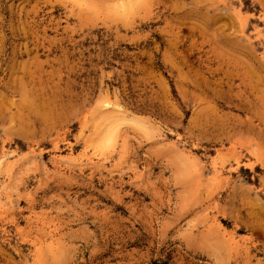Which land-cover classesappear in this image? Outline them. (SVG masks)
I'll use <instances>...</instances> for the list:
<instances>
[{
    "label": "rangeland",
    "instance_id": "rangeland-1",
    "mask_svg": "<svg viewBox=\"0 0 264 264\" xmlns=\"http://www.w3.org/2000/svg\"><path fill=\"white\" fill-rule=\"evenodd\" d=\"M260 13L0 0V264H264V173L225 163L264 153Z\"/></svg>",
    "mask_w": 264,
    "mask_h": 264
},
{
    "label": "bare ground",
    "instance_id": "bare-ground-1",
    "mask_svg": "<svg viewBox=\"0 0 264 264\" xmlns=\"http://www.w3.org/2000/svg\"><path fill=\"white\" fill-rule=\"evenodd\" d=\"M232 11H233V13H234V16H235V18H236V20L238 21V23H239V26H240V29H241V31H243V33H244V31H245V29L247 28V26L249 25V23H250V19H249V17L248 16H244L243 15V13L241 12V9L239 8V7H235V8H232ZM258 18H261V19H264V13H260L259 14V16H258ZM252 32H253V38L254 39H257L258 41H257V43L259 44V45H261L262 47H263V50H264V35L262 34V31L261 30H259V28L257 27V26H253L252 27ZM250 38H251V36H250ZM249 37H248V39H250ZM103 108H104V112H106L108 115H109V117H110V114L111 115H115L116 114V117H117V119L118 120H124L125 119V117L124 116H122V115H124V113L123 114H121L120 115V108H118V109H120V110H118L119 111V113H118V111L115 109V108H113L112 107V105H110L109 104V102H104L103 103ZM114 106V105H113ZM111 109V111H110V109ZM113 108V109H112ZM109 110V111H108ZM113 110H116L115 112H117V113H114V111ZM113 111V112H112ZM110 112H112V113H110ZM256 114V113H255ZM113 115V116H114ZM111 119V118H110ZM113 119V118H112ZM263 121V120H262ZM256 123V122H255ZM240 124H242V123H240ZM245 124L247 125V127H248V129H250L251 131L252 130H255V129H258L259 128V126H261V123H258V124H254V122H252V119L251 118H248V119H246L245 120ZM121 126V125H120ZM242 126V125H241ZM116 127H118V124H117V126ZM115 127V128H116ZM248 129H247V131H248ZM107 130H109V128L107 129ZM114 130V129H113ZM249 130V131H250ZM263 130H264V128H263ZM115 131L116 130H114V132L113 133H115ZM256 131H258V130H256ZM226 133H227V131H226ZM225 133V135H227ZM229 133V132H228ZM255 133V132H254ZM263 134V133H262ZM113 135V134H112ZM223 135H224V132H223ZM109 136H110V134H109ZM108 136V137H109ZM228 136H230L229 134H228ZM264 136V135H263ZM260 138V137H259ZM109 139V138H108ZM110 139H111V137H110ZM262 141V140H261ZM104 142H106V141H104ZM108 143H111V141H107ZM106 142V143H107ZM105 144V143H104ZM250 144V143H249ZM254 144V143H253ZM106 146H107V144H105ZM249 146V145H248ZM247 147V146H246ZM250 148L249 147H247V148H245V152H246V154H243V153H241V151H238L237 150V148L236 147H234V145H232L231 147H230V149L228 150V153H227V159H226V161H225V163H233L232 165V170L233 171H235V172H242V174H247V172L248 173H250L252 176H251V178H250V180L253 182V183H255V181L259 178V176L258 175H256V171H259V173L260 174H262V173H264V153H260V154H254L251 150H249ZM257 152V151H256ZM5 155L6 154H3L2 156L3 157H5ZM2 157V158H3ZM1 159V158H0ZM90 160V159H89ZM230 168H231V166H230ZM213 171H214V173L218 176V174H220V172H221V168H220V170H217V168L216 167H213V169H212ZM226 172V171H225ZM231 173V172H230ZM214 177H215V175H213ZM216 176V177H217ZM261 176V175H260ZM217 179V178H216ZM259 189H258V192H256V194H258V195H262L263 197H264V184L260 181V179H259V187H258ZM232 239V238H231Z\"/></svg>",
    "mask_w": 264,
    "mask_h": 264
}]
</instances>
